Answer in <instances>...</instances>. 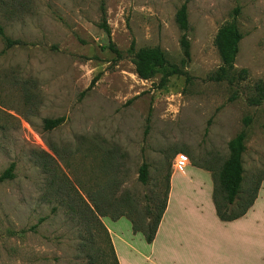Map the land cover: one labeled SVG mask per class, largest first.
Returning <instances> with one entry per match:
<instances>
[{
  "label": "rangeland",
  "instance_id": "374dc122",
  "mask_svg": "<svg viewBox=\"0 0 264 264\" xmlns=\"http://www.w3.org/2000/svg\"><path fill=\"white\" fill-rule=\"evenodd\" d=\"M101 1L0 0L5 35L26 43L2 53L0 37V177L14 165L13 178L0 181V264L93 263L94 250L107 247L83 205L90 194L115 205L101 222L112 227L122 254L114 227L122 237L132 223L121 217L114 225L112 215L150 223L172 175L206 176L217 188L214 174L246 118L243 192L232 211L264 185V104L248 101L264 81V0H104L110 36L100 27ZM185 2L187 75L170 77L163 88L162 73L141 80L128 54L133 41L137 49L160 47L181 64L175 15ZM237 6L244 38L236 68L249 76L231 88L208 76L221 64L215 35ZM59 117L66 119L61 126L44 129L45 119ZM178 154L188 157L186 168L174 167ZM143 163L147 185L138 179ZM89 233L93 245L85 243ZM103 258L95 264H111Z\"/></svg>",
  "mask_w": 264,
  "mask_h": 264
},
{
  "label": "trees",
  "instance_id": "16d2710c",
  "mask_svg": "<svg viewBox=\"0 0 264 264\" xmlns=\"http://www.w3.org/2000/svg\"><path fill=\"white\" fill-rule=\"evenodd\" d=\"M241 8L237 6L233 11V20L222 25L214 38V46L218 52L221 64L219 68L212 72L208 76V80L215 83H226L231 88H239V86L248 79L249 72L247 69H238L236 68V60L240 50V43L243 40L244 36L239 29L237 24V17L240 14ZM100 13H101V24L100 27L104 32L110 36L111 29L107 23L106 16V7L104 0L100 3ZM175 21L182 36L180 39V46L183 54L181 64L177 65L168 59L166 53L160 47H145V48H136V44L133 41L128 54L131 55L132 62L135 66V72L137 76L144 81H150L156 78L158 73H162V78L160 80V86L163 88L167 85L169 78L172 76H186L187 72L184 70L187 65L190 63L192 54H191V40L189 38V32L191 30L189 22V13H188V4L187 2L183 3L180 8L177 10L175 15ZM0 37L4 43V49L2 53L7 50L18 47L25 46L26 43L18 40L11 39L5 35L4 28L0 24ZM110 50L114 51L120 56V53L115 49L114 45L110 43ZM98 79H95L89 90L95 85V82ZM237 94V93H236ZM235 98V97H233ZM249 104L251 106H260L264 104V81L260 80L254 84L252 87L249 98ZM65 117H59L54 119H45L43 126L45 130H53L61 126L65 122ZM244 128L238 134V136L232 140L229 144L230 155L228 159L222 164L218 173L215 175L212 169L206 168L208 171L213 172L215 180L217 183V188L214 189V203L219 218L222 221L230 222L236 219H239L246 215L248 210L254 205L260 185L253 189L249 193V197L241 205V210L237 213L232 211V208L240 204L242 196V184L244 181V164H243V154L246 150L245 142L247 138L246 129L251 122L250 118L244 120ZM14 165H11L10 168L0 177V181L5 179L13 178ZM139 181L143 185L148 184L149 180V165L143 163L139 168ZM218 190L222 195V200L218 199ZM170 192V181L167 183L166 191L163 195L161 201V206L157 209V215L150 223H147L146 220H143L138 215V220H135L128 213H121L117 215H112L113 220H119L121 217H126L132 223V230L134 233H141L147 243L151 244L156 236L160 221L167 207L168 196ZM85 202V203H84ZM83 205L86 206V210L92 222L97 224L100 227H95L97 233L101 236L104 243L106 244L107 249H102L97 247L94 250L97 258H101L104 261V255H108L112 260L111 264H120L117 258L111 236L108 229L102 224L101 218L109 216L107 210L112 209L115 205L99 196L88 195V200H84ZM120 208H126V204L120 205ZM109 211V210H108ZM122 212V211H121ZM153 211L151 208L148 210V214H152ZM115 214V213H113ZM149 218V217H148ZM92 230L91 227H89ZM92 234L89 233L88 239L85 243L93 245ZM86 245L85 247H89ZM88 250V249H87ZM98 255V256H97ZM96 258V259H97ZM95 259V261H96ZM93 260V263L95 264Z\"/></svg>",
  "mask_w": 264,
  "mask_h": 264
},
{
  "label": "crops",
  "instance_id": "0c3cea01",
  "mask_svg": "<svg viewBox=\"0 0 264 264\" xmlns=\"http://www.w3.org/2000/svg\"><path fill=\"white\" fill-rule=\"evenodd\" d=\"M174 177L151 244L130 225L122 229L131 233L122 232V237L117 230L121 227H114L121 244L122 254L116 240L113 244L120 264H264V185L246 215L225 222L218 216L214 183L208 177ZM106 227L113 235L112 227Z\"/></svg>",
  "mask_w": 264,
  "mask_h": 264
},
{
  "label": "built area",
  "instance_id": "2783aa9c",
  "mask_svg": "<svg viewBox=\"0 0 264 264\" xmlns=\"http://www.w3.org/2000/svg\"><path fill=\"white\" fill-rule=\"evenodd\" d=\"M188 163H189V159L187 156L178 154L175 158L174 167L177 169H183L187 167Z\"/></svg>",
  "mask_w": 264,
  "mask_h": 264
}]
</instances>
